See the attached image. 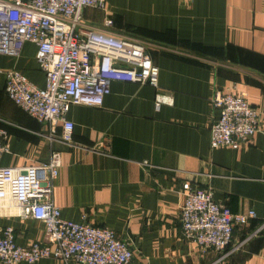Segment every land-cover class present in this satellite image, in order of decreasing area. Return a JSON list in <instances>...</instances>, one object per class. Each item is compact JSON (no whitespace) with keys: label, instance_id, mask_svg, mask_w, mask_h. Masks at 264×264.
<instances>
[{"label":"crops","instance_id":"0c3cea01","mask_svg":"<svg viewBox=\"0 0 264 264\" xmlns=\"http://www.w3.org/2000/svg\"><path fill=\"white\" fill-rule=\"evenodd\" d=\"M106 6L107 13L84 8L81 27L104 29L108 16L113 26L106 30L142 39L159 69L158 87L111 81L101 105L70 106L65 116L73 130L65 142L61 124L51 133L5 93L11 68L44 87L35 44L25 42L16 57L0 54V127L8 135L0 164L23 167L59 152L53 196L61 216L114 230L136 250L130 264H264V227L257 231L264 221V0H106ZM216 90L245 94L259 112V131L237 149L210 148ZM157 94L163 102L155 108ZM185 183L209 189L232 213L255 211L234 228L225 251L184 237ZM6 226L19 245L44 239L36 220L0 215V232Z\"/></svg>","mask_w":264,"mask_h":264},{"label":"built area","instance_id":"2783aa9c","mask_svg":"<svg viewBox=\"0 0 264 264\" xmlns=\"http://www.w3.org/2000/svg\"><path fill=\"white\" fill-rule=\"evenodd\" d=\"M107 13L106 0H0V54L16 57L25 42L36 46L35 58L45 75L40 88L19 71L5 70V93L21 110L47 123L51 133L61 124L60 139L71 141L73 123L66 119L71 105L99 106L111 81L158 87L159 69L135 36L114 33L106 16L103 28H82L83 9ZM155 98V108L162 103ZM217 117L209 129L211 149H237L259 131V112L243 93L216 90L211 98ZM7 133L0 127V160L8 151ZM146 164V163H145ZM62 160L51 152L46 162L23 167L0 164V215L36 220L44 239L19 245L12 226L0 232V262L33 264L58 259L65 264H130L135 249L108 227L76 222L61 216L54 202V182ZM253 210L232 213L209 189H182L179 221L184 237L203 249L225 251L235 227L255 218ZM264 227V221L257 231Z\"/></svg>","mask_w":264,"mask_h":264}]
</instances>
